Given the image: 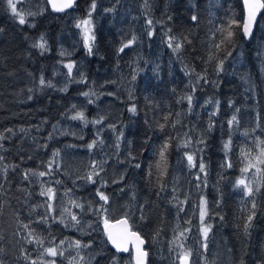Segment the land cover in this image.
<instances>
[{
	"label": "trees",
	"instance_id": "16d2710c",
	"mask_svg": "<svg viewBox=\"0 0 264 264\" xmlns=\"http://www.w3.org/2000/svg\"><path fill=\"white\" fill-rule=\"evenodd\" d=\"M39 1L40 14L30 18L33 22L20 24L6 0H0V264H47L44 249L71 236L89 245L91 264H121L125 255L117 261L118 255L102 234L81 236L68 231L52 200L41 195L48 182L39 173L51 171L67 142L86 143L56 138L53 128L69 110L75 91L89 82L73 85L66 92L50 80L62 59L55 47L65 15L52 14L46 1ZM92 1L78 0L75 10L80 18L87 16ZM139 1L149 7L155 33L168 36L173 49L177 43L181 48L174 50L171 60L166 55L144 56L148 54L146 44L124 47L130 42L126 34L133 24L126 7L122 6L126 15L117 9H94L95 54L86 58V79L108 75L109 92L120 99L124 92L115 87L116 82L131 80L120 123L125 144L113 159L115 165H109L110 170H122L123 181L118 176L113 181L109 170L102 190L108 202L101 205L109 209L110 221L124 216L118 198L120 204L128 202L126 185L131 183L138 213L131 226L145 240L147 264H169L178 219L174 162L187 129L181 121L186 97L196 90L212 98V114L204 112L208 134L200 142L204 180L196 185L218 204L215 227L226 238L232 264H264V166L259 187L251 195L237 186L246 156H257L264 139V57L261 62L258 58L259 53L264 56V26L260 28L264 9L251 39L245 41L241 0ZM230 25L231 42L221 44L226 35L222 30ZM41 38L49 43V50L34 46ZM236 57L249 72L246 83L238 80L231 67ZM133 106L135 113L130 111ZM182 221L186 224L183 217Z\"/></svg>",
	"mask_w": 264,
	"mask_h": 264
},
{
	"label": "rangeland",
	"instance_id": "374dc122",
	"mask_svg": "<svg viewBox=\"0 0 264 264\" xmlns=\"http://www.w3.org/2000/svg\"><path fill=\"white\" fill-rule=\"evenodd\" d=\"M14 2L17 4V11L24 15L25 23L33 22L30 18L39 15L41 12L39 0H14ZM6 4L10 13L19 22V17L12 13L7 0ZM95 4L96 7H104L112 12L118 10L120 14L126 13L122 6L127 8L133 24L128 28L126 36L130 41H133L134 45L144 47L146 44L148 46V54L144 56L149 55L152 59L155 57L160 58L163 55H166L169 60L174 58L173 41L168 36L156 34L152 25L148 23L151 21L147 14L148 6L143 5L139 0H95ZM91 5L87 16L83 19L80 18L75 9L64 14L62 30L56 38L55 47L57 54L62 59L54 66L55 71L50 78L55 85L66 92L73 85H84L89 82L83 89L79 88V92L75 89L76 95L71 98L69 110L53 128V135L56 138H69L76 141L85 140L86 143L79 145L67 142L62 152L56 156L53 166L50 168L51 171L45 176L48 182L46 191L49 188L52 189L53 198L50 200H52V205L55 206V210L58 212V219L62 221L68 231L81 236L99 233L105 239L102 227L104 226V218H109V209L106 212L99 211L102 200L99 199L97 191H102L106 185L104 179L106 174L109 175V165H115L113 159L122 150L121 144H125L120 123L124 120V114H122L123 104L129 100L128 91L131 89V85H129L131 80L128 83L124 81L116 82L115 87L119 91L122 88L124 92L123 98L120 99L109 92L108 75L101 73L99 77L86 79L89 72L86 58H91L95 54V21L92 18L94 10L91 9ZM89 12H91L90 16ZM85 19H90L91 24L77 27V24ZM261 25L262 23L260 24L262 29L264 25ZM86 28L91 29L88 34L94 37L90 41L91 52L85 45ZM39 41L45 44V48L41 50H49L50 45L44 38L39 39ZM169 44L172 46L170 47ZM263 57V54L259 53V62ZM156 62L157 60L154 61L155 65ZM230 62L231 60L227 64L228 68L231 69L232 67L238 80L246 83L249 72L245 69L244 63L238 60L237 57L232 61L231 67ZM69 64L72 65L71 70L67 67ZM84 93H88V95L85 96ZM189 95L192 96V104L189 106L187 101L181 119L183 126L187 129L184 131L185 136L181 150L174 162L173 192L178 219L169 249V264H179V254L188 250L191 252L189 264H232L226 248V238L220 229L215 227L218 204L208 199L196 185V181L201 183L204 180L205 167L203 172L200 171V164L203 163L200 142L208 134V119L204 117V112L208 115L212 114L209 110V106L212 105V98L202 95L196 90L189 93ZM77 113H83L84 119H73ZM95 121L100 122L95 123ZM109 127L112 130H109ZM94 142V147L89 148L88 145ZM259 146L257 156H246L244 168L248 166L249 161L256 166L250 168L247 172L242 170L239 178V180L244 179L245 183L252 189L259 187L260 183V175L264 164L257 163V160L260 158L261 150L264 149V139L260 140ZM81 148H86V151L80 152ZM187 155L193 156L195 166L189 165ZM257 168L260 171H257ZM53 171L61 173L64 179H60L59 173ZM94 171L99 173V175L92 176L95 183L87 179ZM110 171H112L111 178L113 181L117 179V176L119 182L123 181L121 169L115 170L113 167ZM55 185H57V188L54 187ZM126 187L128 202L120 204L121 200L118 198L119 207L121 208L119 211L124 213V216L120 217L127 216L130 224L134 227L133 220H136L135 217L138 215L137 206L132 192V184L128 183ZM88 194H90V197ZM92 194L93 197L91 198ZM119 195L120 193L115 194L116 197ZM77 205L82 207H77ZM202 208L206 211L204 225L211 226L206 241L201 233L200 212ZM72 215L77 217L78 223L72 220ZM182 217L186 224L182 221ZM181 232L184 233L183 237H180ZM178 237L179 239H177ZM77 241L79 240L76 237L71 236L56 244L54 247L63 252V255L56 257L47 255V264L52 260H55L56 264H70V261L72 264H91L93 255L92 253L88 254L89 249L85 247L86 243L79 241L80 247L77 248L75 246ZM204 243L207 244L206 249L202 247ZM180 244H183V249L178 247ZM118 260H120V256H118ZM121 264H132L129 253L125 254Z\"/></svg>",
	"mask_w": 264,
	"mask_h": 264
},
{
	"label": "snow or ice",
	"instance_id": "6c2138e0",
	"mask_svg": "<svg viewBox=\"0 0 264 264\" xmlns=\"http://www.w3.org/2000/svg\"><path fill=\"white\" fill-rule=\"evenodd\" d=\"M50 3H52V6L55 10L57 11H63L65 8H71L73 6L74 0H63L62 3H60L59 5L56 3V0H49ZM8 6L11 9L12 13L16 16L19 17V23L20 24H24L25 23V18L24 15H22L21 13H19L17 11V4L14 2V0H7ZM244 5L245 8L247 10V19L246 21L243 23L242 25V29L245 35H249L251 32V27L253 22L255 21L256 15L257 13L261 10L264 9V0H244ZM96 7L95 4V0H93V3L91 5V9L94 10ZM91 15V12H89V16ZM193 20H196V17L193 16L192 17ZM149 24H151V21L148 22ZM233 24H235L236 22L233 21ZM91 24V20L90 19H85L83 20L80 24H77V27H81V25H90ZM231 25L229 26L228 30H222V31H226V35L224 36V38L221 40V44H224L226 42H231V37L233 35V32L230 30ZM91 31L90 28H86L85 29V45L86 47H88L89 52H91V44L90 41L94 39V37L90 36L88 33ZM43 39V38H41ZM133 41H130L129 44H125L124 47H128ZM35 47H39L41 49L45 48V44L44 43H40L38 45H34ZM169 46L171 47L172 45L169 44ZM217 47L219 48L220 45H217ZM181 48V45L179 43H177L175 45L174 50L178 51ZM120 51H123V48L120 49ZM221 64V70H222V64L223 61L220 62ZM67 67L69 68V70H71L72 65L69 64L67 65ZM41 84H44V80L41 79ZM85 96L88 95V93H84ZM189 106H191L192 104V96L189 95L186 97ZM130 111H132L133 113H135V107L133 106ZM73 119H84L83 113H77L76 116L73 117ZM235 120V117H233V121ZM233 121H229V124H232ZM100 121H95V123H99ZM163 127V126H162ZM95 142L93 144H89L88 147L92 148L94 147ZM187 146V145H185ZM225 147L227 148L228 145L226 144ZM58 154V153H57ZM161 157H163V152H161ZM187 159L189 162L190 166H195L194 162H193V156L192 155H187ZM257 163L260 164H264V149L261 150L260 153V158H258ZM229 167L231 166L230 164L228 165ZM256 165L253 164L251 161H249L248 166L245 167L243 169L244 172L249 171L250 168L255 167ZM136 167H139V165H136ZM95 168V166H94ZM102 170V169H101ZM200 171L203 172L204 171V165L203 163L200 164ZM257 171H260L259 168H257ZM35 174V173H33ZM40 176H44L45 173L44 172H40L39 173ZM93 175H99L98 172H93V174H90L87 179L89 181H92L93 183H95V181L93 180L92 176ZM237 186H243V188L246 191L247 195H251L253 192V189L245 183L244 179H240L237 181ZM259 189H257L258 191ZM41 195H48L49 199L53 198L52 195V189L49 188L47 189V191H42ZM97 195L99 196V199L104 201L105 204H107L108 202V196L105 195L102 191H97ZM77 207H82L81 205H77ZM253 207H255V204H253ZM49 208L51 209V205H49ZM99 211L101 212H106L107 209L104 208V205H101V208L99 209ZM206 216V211L202 208L201 212H200V220H201V233L203 236V239L206 241L207 237H208V232L210 230V225H204V219ZM73 221H77V217L75 215L71 216ZM249 220H251V217H249ZM79 221H77L78 223ZM25 227H27V225H25ZM247 228V226H246ZM104 231L108 237V240L112 243V245L115 247L117 252H128L129 248L128 245L132 244L135 248V264H146V258L148 256V252L145 251L142 247V245L145 243V241L141 238V236L135 232L131 230V225L129 224V220L128 217L125 216L124 218H121L120 220L115 221L114 223L110 221V219L108 217L104 218ZM184 233L181 232L180 233V237H183ZM179 239V237L177 238ZM38 243H43L42 241H37ZM77 248L80 247V242L77 241L76 245ZM89 245H85V247H88ZM179 248L183 249V244L178 245ZM202 247H204L205 249L207 248V244L204 243L202 245ZM44 252L51 257H56L58 255H63V252L58 251L57 247H48L44 249ZM191 255L190 250L188 251H182L178 258H179V264H189V257ZM115 261V258H114ZM33 264H35V261H33ZM49 264H56L55 260H52L49 262ZM70 264H72V262L70 261Z\"/></svg>",
	"mask_w": 264,
	"mask_h": 264
},
{
	"label": "water",
	"instance_id": "95a60500",
	"mask_svg": "<svg viewBox=\"0 0 264 264\" xmlns=\"http://www.w3.org/2000/svg\"><path fill=\"white\" fill-rule=\"evenodd\" d=\"M45 1H46V4H47V6H48L50 12H51L52 14H54V15L66 14V13H68V12H71L72 10L75 9L76 4H77V2H78V0H74L73 6H72L71 8H65L63 11H57V10H55V9L53 8L52 3H50L49 0H45ZM62 2H63V0H56V3H57L58 5H59L60 3H62ZM241 4H242V9H243V14H244V18H243V23H244V22L246 21V19H247V10H246L245 5H244V0H241ZM262 10H263V9H261V10L257 13L256 18H255V21H254L253 24H252L251 32H250L249 35H245L244 32H243V29H242V35H243V38H244L245 41H249V40L251 39V37H252V35H253V33H254V29H255V27H256V25H257V22H258V19H259V16H260ZM243 23H242V25H243ZM121 218H124V217H120V218H118V219H116V220H112L111 222L114 223L115 221L120 220ZM129 224H130V221H129ZM130 225H131V224H130ZM131 230L137 232L136 230H133L132 226H131ZM102 233H103V234L105 235V237H106V242H107L108 246H110V247L115 251L116 255H118V256H123V255L129 253V254L131 255V261H132V264H135V259H134V257H135V248H134V246H133L132 244H129V245H128V248H129V251H128V252H117L116 249H115V247H114V246L112 245V243L108 240V237H107V235H106V233H105V231H104V226L102 227ZM137 233H138V232H137ZM138 234H139V233H138ZM139 235H140V234H139ZM140 236H141V235H140ZM141 238H142V237H141ZM142 239H143V238H142ZM143 240H144V239H143ZM144 241H145V240H144ZM142 247H143V249H144L145 251H147V250L145 249V243L142 245ZM147 262H148V256H147V258H146V264H147Z\"/></svg>",
	"mask_w": 264,
	"mask_h": 264
},
{
	"label": "bare ground",
	"instance_id": "6f19581e",
	"mask_svg": "<svg viewBox=\"0 0 264 264\" xmlns=\"http://www.w3.org/2000/svg\"><path fill=\"white\" fill-rule=\"evenodd\" d=\"M89 62V61H88ZM161 63V62H160ZM159 70V69H158Z\"/></svg>",
	"mask_w": 264,
	"mask_h": 264
}]
</instances>
